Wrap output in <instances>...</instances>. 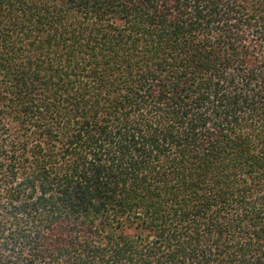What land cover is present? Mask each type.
I'll return each mask as SVG.
<instances>
[{
  "label": "trees",
  "instance_id": "obj_1",
  "mask_svg": "<svg viewBox=\"0 0 264 264\" xmlns=\"http://www.w3.org/2000/svg\"><path fill=\"white\" fill-rule=\"evenodd\" d=\"M0 264H264V0H0Z\"/></svg>",
  "mask_w": 264,
  "mask_h": 264
}]
</instances>
